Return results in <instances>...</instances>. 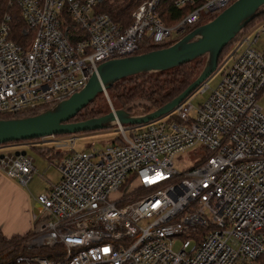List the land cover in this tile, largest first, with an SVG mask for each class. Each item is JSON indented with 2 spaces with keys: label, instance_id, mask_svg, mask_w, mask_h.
Returning <instances> with one entry per match:
<instances>
[{
  "label": "built area",
  "instance_id": "built-area-1",
  "mask_svg": "<svg viewBox=\"0 0 264 264\" xmlns=\"http://www.w3.org/2000/svg\"><path fill=\"white\" fill-rule=\"evenodd\" d=\"M175 0L191 7L176 24L158 18L159 0L139 4L122 28L97 11L101 0H7L18 9L26 47L0 22V115L49 108L79 92L99 64L178 37L234 0ZM204 15V16H203ZM219 82L207 80L168 115L140 126L114 122L118 144L55 162L57 184L35 197L29 247L53 258L11 264H255L264 257V20L235 41ZM207 91L193 108L189 100ZM112 111V110H111ZM196 159L180 173L175 157ZM8 163V164H7ZM25 186L29 158L0 160ZM174 242L179 243L176 251Z\"/></svg>",
  "mask_w": 264,
  "mask_h": 264
},
{
  "label": "water",
  "instance_id": "water-1",
  "mask_svg": "<svg viewBox=\"0 0 264 264\" xmlns=\"http://www.w3.org/2000/svg\"><path fill=\"white\" fill-rule=\"evenodd\" d=\"M263 6L264 0H234L212 20L191 30L166 48L99 64L86 85L68 99L34 116L0 120V147L9 143L99 130L114 122L122 126H140L168 115L217 70V58L223 47ZM203 56L206 58L205 64L195 80L170 102L148 114L130 116L122 110H112L97 118L68 122L97 94L105 92L112 83L122 78L165 71ZM18 156L29 158L24 152H14L0 155V160L12 161ZM29 159L32 163L33 160Z\"/></svg>",
  "mask_w": 264,
  "mask_h": 264
},
{
  "label": "trees",
  "instance_id": "trees-1",
  "mask_svg": "<svg viewBox=\"0 0 264 264\" xmlns=\"http://www.w3.org/2000/svg\"><path fill=\"white\" fill-rule=\"evenodd\" d=\"M174 1L175 0H159L158 2L156 12L165 27L176 24L191 10V7L189 6L175 8L173 6ZM201 1L202 0H199L198 2ZM104 2L105 1L102 0L99 4L101 11L107 14L114 23L122 28L131 23L130 13L137 7L138 1L134 5H130L129 3L123 6H115L114 8L106 5ZM12 7L16 8L15 6L8 5L7 0H0V22L3 16L9 15V27L11 33L10 39L16 44L23 45V37L21 34L23 24L20 21L18 14L12 12ZM263 9L264 6L259 8L253 19L240 29L234 38L223 47L217 58L216 67L221 64L227 51H229L232 44L237 41L240 36L246 34L249 30L264 20V13L262 12ZM214 17V13L206 16L209 21ZM203 18L204 17H201L200 21ZM200 21L192 26H186L181 35L183 36L198 27L200 25ZM176 41L177 39L175 38L158 45H152L148 41H144L140 44L137 51L133 53V55H139L153 50L166 48ZM205 60L206 58L203 56L165 71L142 73L122 78L112 83L105 91L109 96L111 106L114 110H122L130 116H135L137 114H139V116L145 115L162 107L164 104L170 102L173 98L178 96L200 74L205 64ZM98 98L99 95H96L92 101H90L68 122H80L109 113V109L104 101H97L95 103V107L88 109V107ZM101 102L103 103L102 105L100 104ZM97 103H99V105ZM45 110L46 108L43 107L25 109L15 114L0 115V120L26 118L37 115ZM107 127L110 126L108 125ZM27 236L28 234L24 236H12L10 238H5L0 234V264H11L13 262L21 249L24 248L23 243H25ZM37 251L40 254H43L44 257L53 258L54 256L49 254V250L43 248ZM255 264H264V257L257 258L255 260Z\"/></svg>",
  "mask_w": 264,
  "mask_h": 264
},
{
  "label": "rangeland",
  "instance_id": "rangeland-1",
  "mask_svg": "<svg viewBox=\"0 0 264 264\" xmlns=\"http://www.w3.org/2000/svg\"><path fill=\"white\" fill-rule=\"evenodd\" d=\"M103 1H105L104 3L106 5L112 6L114 8L115 6H123V5L129 4V3H130V5H132V4L134 5L137 1H138L137 6H138L142 2L148 1V0H103ZM11 10L13 13L18 14L17 8L12 7ZM97 11L104 13L101 11V7L99 5L97 8ZM221 11L222 10L215 12L214 13L215 16H216V14H218ZM208 21H209L208 18H206L204 16V18L200 21V25H203V24L207 23ZM181 37H182V35H179L178 37H172L170 40H173L175 38L177 40H179ZM28 42H29V37L26 36L24 38L23 47H26ZM230 49H229V51H230ZM229 51H227V53L225 54V57L229 54ZM231 61H232L231 59L228 60L225 63V65L222 68H220L219 70L217 68V70L207 79L206 85L209 88L214 87L219 82L221 75H222V71L230 65ZM98 95H99V98L92 105H90L88 107V109H92L93 107H95V103L97 101H104V103L106 104V106L109 109V112L111 110H114V108L111 106V102H110L109 96H108L106 91L103 93L97 94V96ZM206 96H207V91L202 92L200 94L198 92L191 97V99L189 100V103L193 108H196L197 105L201 104L204 101ZM97 104L99 105V103H97ZM100 104L102 105L103 103L101 102ZM257 104L259 105L261 110L264 112V94L258 99ZM135 116H139V114H137ZM109 126L110 127H106L104 129H99V130H94V131L80 132V133L66 134V135H56V136L52 137V138L56 139V142H53L51 137H50V138H47L49 140V142H45L42 146L47 148L48 150L52 149L56 152H59V153H62L63 155H65V154L69 153V149L67 147H59L58 149H56L55 146H57L60 142L63 143V142L68 141L69 138H75L73 146H72V150L74 152H76V153H79V152L90 153V151L92 149L98 151V150L103 149L106 145H110L112 143L118 144L119 143L118 141H121L120 134L115 131L116 125L109 124ZM33 141L41 142V139L30 140L29 142H33ZM26 142H28V141H26ZM61 143H60V145H61ZM23 148H25L24 150L31 156V158L34 159L33 168L35 169V173H33L31 175V181L26 185L25 188H22V189L24 190L25 194L28 197L34 198L43 189L42 186H43L44 181L40 177L41 175L44 174L43 170L50 168L53 171L55 169L51 165L47 166L44 159H41V157H39L38 154H35L34 152L27 150L26 147H15V146L3 147V148H0V155H2V154L7 155L10 153H14V152H16L20 149H23ZM195 159H196V157L193 156L192 153H187L184 156L175 157L173 160V169L180 173L182 170L189 167ZM54 173H55V175H57L56 170L54 171ZM59 178H60V175H59ZM8 180H10V179H8ZM14 181L15 180H12V182H14ZM33 228H32V231H33ZM32 231L26 237V241H29L33 238V232ZM28 243H26L24 245V248L21 249V251L18 253L19 256H21V257H29V256L44 257L43 254H40L37 251V250H40L41 247L40 248L29 247ZM178 247H179V243L174 242L172 249L174 251H176L178 249Z\"/></svg>",
  "mask_w": 264,
  "mask_h": 264
},
{
  "label": "crops",
  "instance_id": "crops-1",
  "mask_svg": "<svg viewBox=\"0 0 264 264\" xmlns=\"http://www.w3.org/2000/svg\"><path fill=\"white\" fill-rule=\"evenodd\" d=\"M53 142H56L55 138H51ZM45 142H49L47 138L41 139V142H19L12 143L3 147H26L27 150L38 154L41 159H44L46 165H51L55 169V162L57 159L62 157V153L56 152L52 149H47L42 145ZM56 147V146H55ZM23 149H20L16 152H24L26 156L31 158V156ZM57 149V148H56ZM46 155V156H45ZM32 162V167L34 159ZM34 173L35 169L33 168ZM56 170V169H55ZM52 169H44V174L41 175V179L44 181L43 189L37 195L42 194L48 190L51 185L57 184L59 181V174L56 170V174ZM7 178L4 175V167L0 166V234L5 238H10L12 236H24L31 233L32 228L34 227V222L32 217L37 215L38 205L35 202V197H28L22 188H25L26 185L12 182L14 179ZM36 195V196H37Z\"/></svg>",
  "mask_w": 264,
  "mask_h": 264
}]
</instances>
